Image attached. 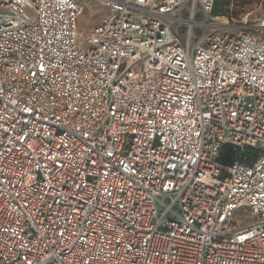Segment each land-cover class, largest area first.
<instances>
[{
	"label": "built area",
	"instance_id": "obj_1",
	"mask_svg": "<svg viewBox=\"0 0 264 264\" xmlns=\"http://www.w3.org/2000/svg\"><path fill=\"white\" fill-rule=\"evenodd\" d=\"M93 1L0 0V264H264V40Z\"/></svg>",
	"mask_w": 264,
	"mask_h": 264
},
{
	"label": "rangeland",
	"instance_id": "obj_2",
	"mask_svg": "<svg viewBox=\"0 0 264 264\" xmlns=\"http://www.w3.org/2000/svg\"><path fill=\"white\" fill-rule=\"evenodd\" d=\"M77 1L84 9L77 21V43L80 48L87 50L93 44L91 34L95 24L109 15V12L93 0ZM216 18L220 24L233 29H244L264 40V0H229V4L221 8V15Z\"/></svg>",
	"mask_w": 264,
	"mask_h": 264
},
{
	"label": "trees",
	"instance_id": "obj_3",
	"mask_svg": "<svg viewBox=\"0 0 264 264\" xmlns=\"http://www.w3.org/2000/svg\"><path fill=\"white\" fill-rule=\"evenodd\" d=\"M229 4V0H214V6L212 10V16H220L221 8L227 6Z\"/></svg>",
	"mask_w": 264,
	"mask_h": 264
},
{
	"label": "bare ground",
	"instance_id": "obj_4",
	"mask_svg": "<svg viewBox=\"0 0 264 264\" xmlns=\"http://www.w3.org/2000/svg\"><path fill=\"white\" fill-rule=\"evenodd\" d=\"M221 20V19H220ZM216 21H218V19H216ZM225 22V21H224ZM264 23V22H263ZM263 27H264V24H263Z\"/></svg>",
	"mask_w": 264,
	"mask_h": 264
},
{
	"label": "crops",
	"instance_id": "obj_5",
	"mask_svg": "<svg viewBox=\"0 0 264 264\" xmlns=\"http://www.w3.org/2000/svg\"><path fill=\"white\" fill-rule=\"evenodd\" d=\"M99 21H100V20H99ZM99 21H98V22H99Z\"/></svg>",
	"mask_w": 264,
	"mask_h": 264
},
{
	"label": "water",
	"instance_id": "obj_6",
	"mask_svg": "<svg viewBox=\"0 0 264 264\" xmlns=\"http://www.w3.org/2000/svg\"><path fill=\"white\" fill-rule=\"evenodd\" d=\"M264 28V27H263Z\"/></svg>",
	"mask_w": 264,
	"mask_h": 264
}]
</instances>
